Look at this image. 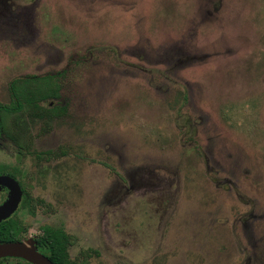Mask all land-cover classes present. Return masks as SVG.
Returning a JSON list of instances; mask_svg holds the SVG:
<instances>
[{
  "label": "rangeland",
  "instance_id": "obj_1",
  "mask_svg": "<svg viewBox=\"0 0 264 264\" xmlns=\"http://www.w3.org/2000/svg\"><path fill=\"white\" fill-rule=\"evenodd\" d=\"M29 1L0 0V102L33 76L58 94L28 129L53 154L30 167L22 241L50 227L90 264H264V0Z\"/></svg>",
  "mask_w": 264,
  "mask_h": 264
},
{
  "label": "trees",
  "instance_id": "obj_2",
  "mask_svg": "<svg viewBox=\"0 0 264 264\" xmlns=\"http://www.w3.org/2000/svg\"><path fill=\"white\" fill-rule=\"evenodd\" d=\"M16 83L19 88H14ZM13 96L16 102L11 105L2 106V132L12 133L10 119L22 116H38L43 109L38 105L45 99H51L58 94V83L55 76L49 75L43 78H31L13 82ZM50 118H53L55 110H49ZM42 204V201L34 202L29 206L26 199L20 204V209L29 216L35 215V210ZM19 209V210H20ZM43 232L36 238V248L46 256L53 264H89L92 251H81L78 259H70L68 247L75 243V239L64 231L48 227L42 228ZM24 224L19 219H9L0 224V243L21 242L24 235ZM0 264H31L20 258H0Z\"/></svg>",
  "mask_w": 264,
  "mask_h": 264
},
{
  "label": "flooded vegetation",
  "instance_id": "obj_3",
  "mask_svg": "<svg viewBox=\"0 0 264 264\" xmlns=\"http://www.w3.org/2000/svg\"><path fill=\"white\" fill-rule=\"evenodd\" d=\"M6 1H7V3H6ZM13 2H14V0H5L6 9L11 11V12L17 13V12H20L19 10L26 9L28 7V5H22V4L17 5V4H14ZM31 3H34V0H30L29 4H31ZM46 76H49V75H46ZM46 76H42L39 78H43ZM32 78H38V77L33 76ZM16 81L17 80H14L13 82H16ZM12 83L10 84V86L8 88V92H9L10 98H11L10 102L8 104H2L0 102V145H1L2 140L8 142L14 148L15 157H14V164L11 166H8V165H5L2 163L1 155H0V178H7L8 180H11L14 183H16L19 190H20L21 197H20V202L18 204L17 209L7 219L1 221L0 224L4 221L9 220V219H17V213L20 209V204L23 201V199L27 200L29 206H31L34 202H37L34 200V198L32 196V192L29 190L30 184H31V181H30L31 176L29 174L30 167L33 166V164L36 165L39 163H48L50 156H51V154H53V152L47 151L44 153H36L33 150H31L33 143H32V140L28 137V129L30 127V123L31 124H36V123L44 124L45 122H47V120L50 121V116L48 115L49 110H55V114H56V110H57V108L55 106H51V104H48L46 108H44V106L42 105V103H44L45 101L53 100L56 97H53L51 99H45V100L38 103L39 106H41L43 109H45V110H43L42 113H38V114H42V115L22 116L20 118L12 117L10 119V126H11V129H13V132L9 133V134L3 133L2 132V116H1L2 106L11 105L13 102H16V98H14V96H13L14 91L12 90L13 89V87L11 86ZM0 152H1V150H0ZM62 157H64V156H62ZM27 163H28V166H27ZM10 195H11V192L8 189V187L0 184V206L3 203H5L7 200H9ZM161 218L162 217H160V221L162 220ZM160 224L161 223H159L158 225L160 226ZM160 229H161V227L158 228V230H160ZM35 242H36V238H35ZM69 247H71V246H69ZM87 250H90V249H87ZM38 252H40V251H38ZM92 253H94V251H92ZM91 257H92V255H91ZM90 259H89V264H90Z\"/></svg>",
  "mask_w": 264,
  "mask_h": 264
},
{
  "label": "water",
  "instance_id": "obj_4",
  "mask_svg": "<svg viewBox=\"0 0 264 264\" xmlns=\"http://www.w3.org/2000/svg\"><path fill=\"white\" fill-rule=\"evenodd\" d=\"M0 184L11 192L9 200L0 206V222L7 219L18 207L21 193L16 183L7 178H0ZM13 257L23 259L31 264H53L47 257L37 251L36 247L21 242L0 243V258Z\"/></svg>",
  "mask_w": 264,
  "mask_h": 264
}]
</instances>
